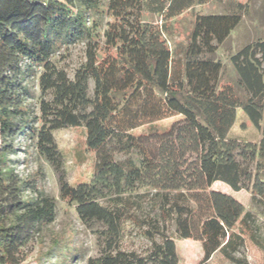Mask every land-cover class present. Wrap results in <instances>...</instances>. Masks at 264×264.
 I'll list each match as a JSON object with an SVG mask.
<instances>
[{
  "label": "trees",
  "instance_id": "16d2710c",
  "mask_svg": "<svg viewBox=\"0 0 264 264\" xmlns=\"http://www.w3.org/2000/svg\"><path fill=\"white\" fill-rule=\"evenodd\" d=\"M212 1L143 0L144 12L161 24L121 9L113 35L100 46L98 0H0V264H23L37 230L56 218L53 198L39 192L23 199V182L7 164L24 129L35 134L25 84L33 67L43 69L40 86L49 95L41 103L39 151L58 175L62 199L75 204L84 225L99 227V252L87 264H179L164 230L170 221L181 239L202 244L201 263L218 253L235 260L246 238L264 254L253 214L212 190L216 182L246 190L264 208V39L230 57L235 83L222 82L215 57L249 5L198 15L186 45L172 49L168 40L175 19ZM77 42L87 43L86 61L70 80L52 58ZM239 110L260 134L258 144L231 137ZM175 116L182 119L169 128L158 125ZM144 126L149 131L136 135ZM67 127L84 128L96 159L91 182L75 187L65 179L53 136ZM146 194L157 218L139 215ZM129 223L149 226L146 255L120 246Z\"/></svg>",
  "mask_w": 264,
  "mask_h": 264
},
{
  "label": "rangeland",
  "instance_id": "374dc122",
  "mask_svg": "<svg viewBox=\"0 0 264 264\" xmlns=\"http://www.w3.org/2000/svg\"><path fill=\"white\" fill-rule=\"evenodd\" d=\"M238 3L248 4V11L226 41L218 47L215 56L223 64L222 82L235 83L236 74L231 66L230 57L246 44L264 39V0H214L206 5H196L173 21L177 31L168 36L170 47L174 49L175 45L188 43L198 15L226 14L234 11ZM98 4L101 12L96 13L95 18L102 23V39L98 44L100 46H103L106 40L113 35L117 14L121 9L141 11L144 21L161 24L157 16L144 12L143 0H98ZM86 50L87 43L77 42L60 50L53 56L52 61L65 72L70 80H73L76 71L86 61ZM99 55L103 56V53ZM42 72V68L33 67L25 77L28 89L26 105L30 111L28 124L35 129V134L33 136L27 128L24 129V132L15 140L16 151L8 156L7 164L23 182V199L33 200L39 192L53 198L56 203V218L52 224L37 230L34 239L24 251L26 258L23 264H87L88 259L97 256L99 252L95 232L99 227L90 228L84 225L77 214L75 204L71 205L62 199L58 175L38 148L36 136L43 124L41 103L49 100V95L44 93L40 86ZM92 90L93 83L91 82L90 92ZM181 119V116H175L158 125L161 128H169ZM148 131L149 127L144 126L138 128L135 134H144ZM53 136L57 150L61 153L67 183L75 187L80 183L91 182L96 159L95 152L87 147L84 128H61L54 131ZM231 137L257 144L261 140L260 134L253 128L242 110L238 112ZM117 159H124V156H118ZM33 184H35L34 188L31 187ZM212 190L225 193L240 201L245 210L253 214L257 234L264 239V208L260 202L252 201L250 192L246 190L235 192L222 182H216ZM139 191L149 193L146 189ZM146 195L143 210L139 215L141 217L150 215L157 218L158 211L152 208L151 195ZM147 229H149L148 225L140 227L129 223L125 237L121 241L122 249L146 255L152 246L150 237L145 235ZM164 230L173 237L176 243L179 264H264L263 252L247 238L244 245L232 253L235 260L218 253L209 262L201 263L204 254L200 242L181 239L173 221L164 224ZM156 239L158 241L157 237Z\"/></svg>",
  "mask_w": 264,
  "mask_h": 264
}]
</instances>
